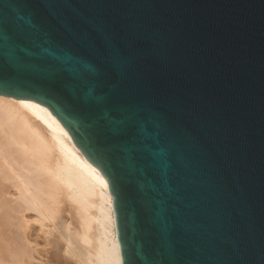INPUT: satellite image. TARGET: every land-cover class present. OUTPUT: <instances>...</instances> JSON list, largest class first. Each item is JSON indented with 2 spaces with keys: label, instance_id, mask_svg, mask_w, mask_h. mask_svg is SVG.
Listing matches in <instances>:
<instances>
[{
  "label": "water",
  "instance_id": "water-1",
  "mask_svg": "<svg viewBox=\"0 0 264 264\" xmlns=\"http://www.w3.org/2000/svg\"><path fill=\"white\" fill-rule=\"evenodd\" d=\"M0 94L104 176L120 264H264V0H0Z\"/></svg>",
  "mask_w": 264,
  "mask_h": 264
},
{
  "label": "bare ground",
  "instance_id": "bare-ground-1",
  "mask_svg": "<svg viewBox=\"0 0 264 264\" xmlns=\"http://www.w3.org/2000/svg\"><path fill=\"white\" fill-rule=\"evenodd\" d=\"M40 250L58 264H120L111 196L45 105L0 94V264H53Z\"/></svg>",
  "mask_w": 264,
  "mask_h": 264
},
{
  "label": "rangeland",
  "instance_id": "rangeland-1",
  "mask_svg": "<svg viewBox=\"0 0 264 264\" xmlns=\"http://www.w3.org/2000/svg\"><path fill=\"white\" fill-rule=\"evenodd\" d=\"M66 210H67V208H66ZM64 211L65 213H67V214H64V212H63V214L64 215H62V217L63 216H65V218H67L68 217V211ZM31 222V221H30ZM32 223V222H31ZM34 223V222H33ZM32 223V224H33ZM35 224V223H34ZM37 234H41V232L39 233V232H37V231H35ZM33 233H34V231H33ZM35 234V233H34ZM42 237H38L37 239H38V242H39V247L40 246H42V247H44L43 246V244L45 245V241H44V239L42 238ZM44 241V242H43ZM49 253H46V251H44V250H40V255H43V257H41V259H44L43 261H45L46 259L50 262V263H53V264H58V263H62V262H57L58 260H57V258H56V255L54 254V256H53V254H50V255H48Z\"/></svg>",
  "mask_w": 264,
  "mask_h": 264
}]
</instances>
